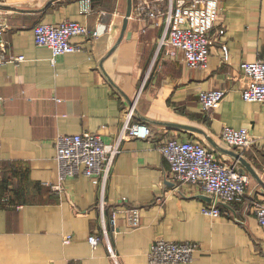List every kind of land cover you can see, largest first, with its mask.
<instances>
[{"label": "crops", "instance_id": "crops-1", "mask_svg": "<svg viewBox=\"0 0 264 264\" xmlns=\"http://www.w3.org/2000/svg\"><path fill=\"white\" fill-rule=\"evenodd\" d=\"M137 1L124 27L127 0H0L6 23L0 39L8 52L25 57L0 66V264H115L101 228V196L118 264H147L156 237L197 242L191 264H264V227L252 204L264 201V103L242 98L246 77L239 68L264 55V0L219 1L224 33L220 24L211 31L205 68L187 66L179 49L156 54L164 17L144 21ZM84 3L91 12L82 11ZM64 19L89 33L72 36L81 49L52 64L50 48L35 43L33 26ZM223 40L227 61L220 55ZM214 88L225 90L223 99L202 110L198 92ZM130 101L133 120L148 124L151 135L123 138L103 186L78 175L54 190L56 136L99 131L113 141ZM224 125L247 127L256 142L227 146L220 137ZM168 137L204 143L247 175L245 195L232 202L229 215L203 213L208 194L176 187L157 149ZM131 206L139 210L138 227L126 220L123 209ZM113 209L119 210L114 225ZM92 233L100 236L94 246ZM65 235L71 236L67 243Z\"/></svg>", "mask_w": 264, "mask_h": 264}, {"label": "built area", "instance_id": "built-area-1", "mask_svg": "<svg viewBox=\"0 0 264 264\" xmlns=\"http://www.w3.org/2000/svg\"><path fill=\"white\" fill-rule=\"evenodd\" d=\"M220 0H164V4L157 6L150 0H139L135 11L144 21L163 16L165 27L158 38L156 54L165 49V53L172 54L179 49L189 67L208 66L210 49L214 43L211 31L216 25L220 33H224V26L219 20ZM82 11L91 12V8L84 3ZM6 23L0 17V34ZM86 25L64 19L59 22H38L33 26L34 41L38 45L47 46L51 50V63L55 58L67 52L81 49L70 38L74 35H87ZM222 61L229 59L227 43L219 45ZM25 59L22 54H13L7 51L6 43L0 39V66L6 62H21ZM239 68L246 77V83L241 90V96L247 101L264 103V55L253 61H241ZM225 95L220 88L200 90L198 102L202 110H211L219 106ZM134 106L131 103L123 114L122 126L119 134L113 141H107L99 131H81L78 133L58 134L54 140V158L57 164V179L50 186L56 190L63 189L66 178L84 175L95 184L102 186L106 182L116 156L121 151V141L126 136L145 138L151 135L148 124L133 120ZM220 137L229 147L246 148L256 142L247 127L234 128L222 126ZM157 149L168 162L170 170L168 176L176 183V187L190 186L208 194L211 199L206 202L201 211L205 214L217 216L229 215L232 212V202L245 195L247 175L236 169V164H227L216 156L213 149L204 143L196 141H182L176 137H168L157 144ZM261 192H264L263 188ZM253 213L259 225L264 227V201L254 200ZM102 213V232L106 239L109 255L115 264H118L117 254L112 248L105 226L103 197L99 201ZM224 212L222 213V209ZM119 210L111 212V223L115 224V215ZM126 220L131 227L140 225V214L137 207H127ZM70 235H65L63 242L70 241ZM100 236L92 233L88 237L89 243L94 246ZM198 243L192 240H170L156 237L146 250L147 264H191L193 254Z\"/></svg>", "mask_w": 264, "mask_h": 264}, {"label": "water", "instance_id": "water-1", "mask_svg": "<svg viewBox=\"0 0 264 264\" xmlns=\"http://www.w3.org/2000/svg\"><path fill=\"white\" fill-rule=\"evenodd\" d=\"M131 5H132V0H127V10H126L125 19H124V27H125V24H126V21H127V16L130 15ZM131 102L132 101H130V104H131ZM259 182H261L260 184H261V186L263 187V190H264V183H262L261 180Z\"/></svg>", "mask_w": 264, "mask_h": 264}]
</instances>
